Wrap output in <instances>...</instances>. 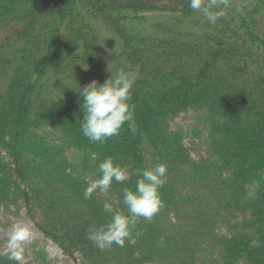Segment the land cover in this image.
<instances>
[{"label":"trees","instance_id":"obj_1","mask_svg":"<svg viewBox=\"0 0 264 264\" xmlns=\"http://www.w3.org/2000/svg\"><path fill=\"white\" fill-rule=\"evenodd\" d=\"M230 3L211 25L187 0H0V207L36 206L85 264H264V0ZM108 64L136 76V130L91 142L78 86ZM188 111L199 159L174 124ZM109 156L129 179L84 199ZM158 163L163 207L134 245L98 249L86 230L110 220L103 203L127 214L122 190Z\"/></svg>","mask_w":264,"mask_h":264},{"label":"clouds","instance_id":"obj_2","mask_svg":"<svg viewBox=\"0 0 264 264\" xmlns=\"http://www.w3.org/2000/svg\"><path fill=\"white\" fill-rule=\"evenodd\" d=\"M187 5L211 25H215L225 15V10L232 6L230 0H187ZM109 64L107 71L110 75L103 83L93 79L82 88L78 86L77 92L83 98L81 131L91 142L103 143L110 137L118 136L126 123L130 131L134 133L136 130L135 105L130 102L136 76L124 68L109 70ZM167 167L166 163H158L141 170L135 189L126 187L122 190V203L127 208V214L116 210L113 203L107 200L103 203V211L111 215L110 220L107 223H93L86 230L87 238L98 249H110L113 244L124 247L126 241L130 245L136 243L133 230L140 218L150 221L163 207L159 189L164 184ZM98 170L100 178L84 190V199H90L97 189L107 195L113 181L123 184L130 177L128 170L115 164L111 156L104 158ZM247 195L254 198L255 192L250 191ZM31 238L32 229L28 224L24 221L14 223L0 248V259L24 264L25 244Z\"/></svg>","mask_w":264,"mask_h":264},{"label":"rangeland","instance_id":"obj_3","mask_svg":"<svg viewBox=\"0 0 264 264\" xmlns=\"http://www.w3.org/2000/svg\"><path fill=\"white\" fill-rule=\"evenodd\" d=\"M160 16L157 14L149 15L152 21L159 19ZM261 18L264 21V5L261 9ZM4 31H6V26L0 24V33ZM194 119V113L188 111L180 113L174 120V124L187 131L185 144L192 158L199 159L204 155L205 146L201 141L200 133L193 128ZM245 149H247L246 146L242 144L240 151ZM49 175L52 176L53 174L49 172ZM17 221H24L32 229V238L25 244L24 263L85 264L76 252H72L73 256L71 257L69 252L63 250L59 243L66 248L69 247L62 241L60 234L44 223L40 212L33 204H23L14 213L7 212L3 207H0V248L3 247L11 226Z\"/></svg>","mask_w":264,"mask_h":264}]
</instances>
